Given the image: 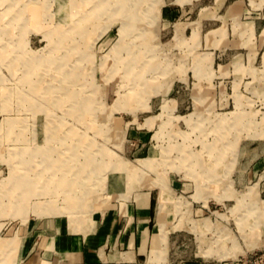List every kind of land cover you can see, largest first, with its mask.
<instances>
[{"label": "rangeland", "instance_id": "rangeland-1", "mask_svg": "<svg viewBox=\"0 0 264 264\" xmlns=\"http://www.w3.org/2000/svg\"><path fill=\"white\" fill-rule=\"evenodd\" d=\"M159 3L0 0V264H30L19 250L36 222L86 231L145 188L146 264H264L258 84L186 70L194 55Z\"/></svg>", "mask_w": 264, "mask_h": 264}, {"label": "crops", "instance_id": "crops-1", "mask_svg": "<svg viewBox=\"0 0 264 264\" xmlns=\"http://www.w3.org/2000/svg\"><path fill=\"white\" fill-rule=\"evenodd\" d=\"M156 12L157 20L170 25L174 39L186 40L187 51L194 55L186 70L206 84L216 76L251 77L243 89L256 80L258 86L251 90L261 93L258 105L264 107V0H160ZM173 13H178L177 18L169 22ZM201 49L205 51L198 52ZM196 64L200 68L194 70ZM236 102L237 107L256 104L250 99H241V106ZM143 192L116 211L96 212L86 231L68 229L61 219L36 222L21 237L20 255L30 264L149 263L148 245L155 247L154 204L149 189L142 205Z\"/></svg>", "mask_w": 264, "mask_h": 264}, {"label": "bare ground", "instance_id": "bare-ground-1", "mask_svg": "<svg viewBox=\"0 0 264 264\" xmlns=\"http://www.w3.org/2000/svg\"><path fill=\"white\" fill-rule=\"evenodd\" d=\"M5 137V136H4ZM19 149H18V152H17V154H19V156H20V158H19V160H20V162L21 161H23V158L25 159L27 156H26V153H25V149H26V145H21V146H19L18 147ZM35 149V148H34ZM32 151H33V148L31 149ZM37 152V151H36ZM25 154V156H23ZM24 164H27L28 165V163H27V160L25 159L24 160ZM28 167L26 166V167H24V169L26 170ZM55 177V176H54ZM25 178V177H24ZM28 178V177H27ZM16 179H19L18 177L16 178ZM20 179H22V178H20ZM62 178H60L59 180H61ZM26 180L27 179H25V181H23V180H21V181H18V180H14L15 181V183H14V186H16L17 188L18 187H21L22 188V190H23V193H25V195H31L33 192H34V187L36 186V185H34V184H32V183H30V182H28V181H30V179H28L27 180V182H26ZM58 180V181H59ZM53 181V180H52ZM51 186V185H50ZM55 186V185H54ZM58 185L56 184V187H57ZM61 186V185H60ZM13 187V186H12ZM18 193H20V192H18Z\"/></svg>", "mask_w": 264, "mask_h": 264}]
</instances>
